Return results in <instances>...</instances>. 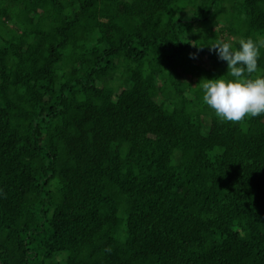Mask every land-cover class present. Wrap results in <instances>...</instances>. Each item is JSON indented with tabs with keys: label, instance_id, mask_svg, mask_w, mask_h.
I'll return each mask as SVG.
<instances>
[{
	"label": "trees",
	"instance_id": "1",
	"mask_svg": "<svg viewBox=\"0 0 264 264\" xmlns=\"http://www.w3.org/2000/svg\"><path fill=\"white\" fill-rule=\"evenodd\" d=\"M226 38L264 0H0V264H264V114L200 86Z\"/></svg>",
	"mask_w": 264,
	"mask_h": 264
},
{
	"label": "clouds",
	"instance_id": "2",
	"mask_svg": "<svg viewBox=\"0 0 264 264\" xmlns=\"http://www.w3.org/2000/svg\"><path fill=\"white\" fill-rule=\"evenodd\" d=\"M239 48L232 43L218 40L209 48L219 59L227 62V73L234 79H202L203 102L214 110L223 121L239 123L245 117L264 114V76L251 78L258 70L259 44L252 38L240 39Z\"/></svg>",
	"mask_w": 264,
	"mask_h": 264
},
{
	"label": "rangeland",
	"instance_id": "3",
	"mask_svg": "<svg viewBox=\"0 0 264 264\" xmlns=\"http://www.w3.org/2000/svg\"><path fill=\"white\" fill-rule=\"evenodd\" d=\"M175 17H178V15L177 16H175ZM222 29V26L221 25H219V26H216V30H219V29ZM214 29V30H215ZM226 40L229 42V43H232V39H230V38H226ZM186 55L188 56V58L190 59V61H191V63H193V64H196V65H198L199 67H202V68H205V69H211L212 68V63L210 62V61H208L206 58H204V57H197L195 54H194V51L193 50H191L190 48L189 49H187L186 51ZM189 77H185V76H182V81H189ZM203 122L205 123V124H208V122L205 120V119H203Z\"/></svg>",
	"mask_w": 264,
	"mask_h": 264
}]
</instances>
